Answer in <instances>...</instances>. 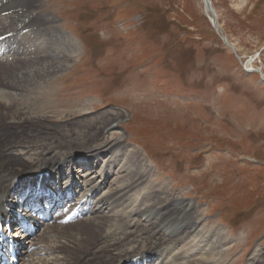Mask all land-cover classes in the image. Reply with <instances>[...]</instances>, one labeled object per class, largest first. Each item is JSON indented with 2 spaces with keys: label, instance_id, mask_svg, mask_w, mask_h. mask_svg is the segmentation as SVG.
I'll return each mask as SVG.
<instances>
[{
  "label": "rangeland",
  "instance_id": "1",
  "mask_svg": "<svg viewBox=\"0 0 264 264\" xmlns=\"http://www.w3.org/2000/svg\"><path fill=\"white\" fill-rule=\"evenodd\" d=\"M242 1L210 0L234 53L200 0H39L37 10L78 50L40 90L29 112L41 117L33 122L68 130L119 116L116 129L90 145L97 150L121 139L123 155L146 170L127 204L152 190L192 202L205 227L185 244L206 248L209 231L220 229L226 245L213 253L215 264H251L264 252V79L256 71L264 74V0ZM109 158L91 169L78 158L67 170L79 182L88 172L97 184L104 182L99 172H108L93 196L104 197L121 173L105 169ZM60 208L54 216L68 223L67 232L82 224L79 217L61 221ZM184 246L169 245L158 263H175L180 249L196 258L206 252Z\"/></svg>",
  "mask_w": 264,
  "mask_h": 264
},
{
  "label": "bare ground",
  "instance_id": "2",
  "mask_svg": "<svg viewBox=\"0 0 264 264\" xmlns=\"http://www.w3.org/2000/svg\"><path fill=\"white\" fill-rule=\"evenodd\" d=\"M200 1L212 28L227 41L210 0ZM38 3L39 0H0V230L10 231L9 235L13 236L18 234L13 243L18 245L20 264H149L161 262L169 245L191 247L194 241L185 244L186 240L198 238L205 227L193 203L179 198L165 200L162 193L152 190L127 204L132 193L144 183L146 170L136 167L132 157L123 155L121 139L105 144L102 149L91 147L98 135L116 129L119 116L103 119L94 126L79 123L75 128L74 124L75 130L61 127L52 130L41 121L33 122L41 117L40 112L34 115L29 112L40 90L66 69L78 50L72 39L53 26L56 20L37 13ZM227 43L234 53L235 48ZM246 68L252 70L253 64ZM256 71L264 79L262 71ZM73 147L72 154L62 153ZM121 155L125 157L119 161ZM108 156L105 169L116 167L121 171L115 179L118 186L111 187L104 197L95 198V192L108 180V172H99L104 182L97 184L88 172L80 176L83 182H79L73 171L67 169L78 158L87 159L91 169ZM19 165L22 168H17ZM65 178L68 182L64 184L63 194L68 198L60 189ZM81 188L86 190L77 192ZM80 193L83 195L78 198ZM61 204L64 207L72 204L66 207L65 213L76 210L69 218L79 217L77 223L83 221L71 232H67L68 223L62 224L54 216ZM47 209L48 216L44 214ZM11 211L26 213L28 222L36 227L35 232L17 230L22 220ZM63 212L59 219L70 220L62 217ZM80 227L91 231L86 233ZM23 236L28 238V247L20 240ZM222 237L220 229H212L206 248L191 247L200 250L199 253L206 251L204 254L196 258L180 249L175 263L171 264H215L213 253L226 245ZM1 262H4L2 257ZM250 263L264 264V252L253 257ZM4 264L12 262L7 260Z\"/></svg>",
  "mask_w": 264,
  "mask_h": 264
},
{
  "label": "water",
  "instance_id": "3",
  "mask_svg": "<svg viewBox=\"0 0 264 264\" xmlns=\"http://www.w3.org/2000/svg\"><path fill=\"white\" fill-rule=\"evenodd\" d=\"M222 41L224 44L233 52V48L227 43V41L221 36Z\"/></svg>",
  "mask_w": 264,
  "mask_h": 264
}]
</instances>
